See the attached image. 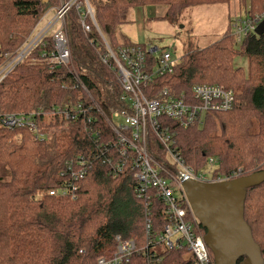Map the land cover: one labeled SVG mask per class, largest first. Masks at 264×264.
Masks as SVG:
<instances>
[{
  "label": "trees",
  "instance_id": "1",
  "mask_svg": "<svg viewBox=\"0 0 264 264\" xmlns=\"http://www.w3.org/2000/svg\"><path fill=\"white\" fill-rule=\"evenodd\" d=\"M66 1L0 0V62L21 46L49 9ZM87 1L101 35L94 27L84 32L71 9L69 65L47 72L44 66L30 67L23 61L0 82V115L46 109L34 117L41 136L25 126L0 124V264H93L113 254L116 236L133 240L138 247L127 264H197L186 247L161 246L157 237L167 223L161 214L164 207L152 192L138 197L134 171L127 167L118 177L108 174V164L98 154V143L114 138L104 117L95 111V137L85 132L82 117L69 121L50 110L79 102L99 104L107 96L111 103L102 89L107 84L118 86L111 62L101 61L106 51L103 40L113 52L134 44L123 35L121 42L116 41L117 28L127 22L130 9L163 5V18L178 22L186 7L230 0ZM240 3L251 19L263 12L264 0H236L238 7ZM231 24L229 17L217 41L189 48L172 72L154 81L177 94L190 93L195 84L233 91L232 108L209 113L201 127L184 129L170 119L160 120L173 131L176 151L188 166L199 172L212 157L213 176L229 180L264 169V29L259 34L248 32L237 42ZM238 57L246 58V69L235 67ZM79 81L91 99L83 88L75 87ZM157 149L162 152L160 144ZM96 154L98 158L92 159ZM80 156L91 160L85 177L74 182L69 174L62 176L65 161L75 163ZM66 181L75 189L57 194ZM244 219L264 257V182L247 190ZM82 248L85 254L80 256Z\"/></svg>",
  "mask_w": 264,
  "mask_h": 264
},
{
  "label": "built area",
  "instance_id": "2",
  "mask_svg": "<svg viewBox=\"0 0 264 264\" xmlns=\"http://www.w3.org/2000/svg\"><path fill=\"white\" fill-rule=\"evenodd\" d=\"M71 9L76 12L84 32H90L92 27L99 32L94 11L87 0L62 2L53 8L54 16L51 20L46 21L38 30L34 28L15 52L3 55L4 59L0 62V82L23 61L30 67L44 66L47 72L71 63L68 19ZM263 20L264 8L263 12L256 14L253 19L235 16L231 26L236 41L240 42L248 32L256 34V29ZM49 36L50 41L47 40ZM103 41L106 51L101 56V61L104 64L111 62L110 66L116 74L118 86L107 84L102 89L110 95L111 103L106 101L107 96L99 104L79 102L72 107H52L50 112L61 114L69 121L82 117L85 132L98 137L95 124H92L97 121L94 113L98 111L110 126L114 137L98 143V154L108 164V174L115 178L130 167L134 171L138 197H149V192H152L164 207L161 214L167 223L160 231L158 241L167 248L186 247L197 264H214L212 254L203 239V228L192 213L183 193L182 180L211 183L229 179L213 176L216 160L212 157L208 158L204 169L199 172L188 166L176 151L173 131L160 123V120L170 119L184 129L201 127L209 113L225 112L232 108L234 93L222 85L215 84H195L188 94H177L170 86L159 88L154 81L172 72L176 64L170 49L157 53L156 46L133 44L119 46L117 51L113 52L106 41ZM151 56H154V59ZM75 87L83 88L87 97L92 98V94L81 81L76 83ZM45 111L46 109L39 107L26 113L0 115V124L8 128L25 126L36 132L34 117ZM36 134L41 136L38 132ZM159 144L162 146V152L157 149ZM93 158H98V155H93ZM90 161L82 156L77 158L75 163L72 160L65 161L61 175L69 174L74 182L78 181L85 177L90 168ZM74 189L75 185L66 181L56 193L67 195ZM54 193V190L49 192L50 195ZM145 221L148 234L149 216ZM136 252L138 247L133 240H123L116 236L113 254L110 257H99L93 264H127ZM84 254V248L78 251V255Z\"/></svg>",
  "mask_w": 264,
  "mask_h": 264
},
{
  "label": "water",
  "instance_id": "3",
  "mask_svg": "<svg viewBox=\"0 0 264 264\" xmlns=\"http://www.w3.org/2000/svg\"><path fill=\"white\" fill-rule=\"evenodd\" d=\"M262 29L264 20L256 34ZM263 182L264 169L219 182L182 180L183 193L205 230L203 239L214 264H264L261 249L244 219L247 190Z\"/></svg>",
  "mask_w": 264,
  "mask_h": 264
},
{
  "label": "rangeland",
  "instance_id": "4",
  "mask_svg": "<svg viewBox=\"0 0 264 264\" xmlns=\"http://www.w3.org/2000/svg\"><path fill=\"white\" fill-rule=\"evenodd\" d=\"M239 5L240 7L236 0H230L229 3L189 6L181 11L178 22L163 18V5L135 7L129 10L127 22L117 28L116 41L121 42L123 35L134 44L156 46L157 53L170 49L172 57L177 60L189 48L203 47L217 41L225 30L229 17L233 19L235 16H245L243 6L241 3ZM53 16L54 10L49 9L34 30H38ZM234 65L246 69L247 60L245 57H238L234 60Z\"/></svg>",
  "mask_w": 264,
  "mask_h": 264
}]
</instances>
